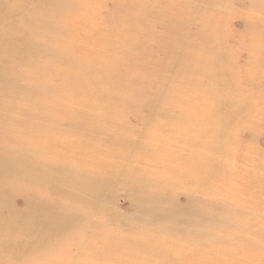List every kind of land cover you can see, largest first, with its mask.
<instances>
[{
	"label": "bare ground",
	"instance_id": "bare-ground-1",
	"mask_svg": "<svg viewBox=\"0 0 264 264\" xmlns=\"http://www.w3.org/2000/svg\"><path fill=\"white\" fill-rule=\"evenodd\" d=\"M98 1L0 0V264H77L78 260H55L56 256L66 253L60 244L69 243L82 255L90 254L92 251L87 249L88 245L75 236L92 235L102 243L107 239L100 238L97 233L104 232L108 233L111 242L103 247L99 245L105 250L104 254L101 257L91 254L93 257L88 264H159V260L165 258L174 261L190 254L197 255L190 264H264V157L259 159L257 156L245 164L246 171L259 175V179L249 183L257 187L252 199L245 197L247 190L220 186L218 173L225 179L235 176L227 171V166L213 170L201 167L196 175L186 169L170 176L167 172L174 162L164 158L156 163L157 170L153 174L141 164L130 166L122 156L124 149L138 150L135 148L138 139L129 133V123L112 125L111 132L103 133L98 127L101 118L83 115L71 118V114L60 109L58 103L51 105L46 100L51 97L56 101L68 100L72 97L70 92L83 97L90 88L98 92L101 84H107L109 86L99 95L109 97L105 103L111 98L118 99V94L122 93L126 101L141 99L132 106L145 111L143 116L146 118H159L164 125L166 121L161 119L167 112H173L184 125L191 127L180 130L178 136L183 135V140L186 138L187 141L181 149L177 147L178 151L192 149L211 159L217 155L221 157L223 151L219 140L212 151L206 142L198 140L211 132L225 140V146L239 145V142L243 145L245 141L242 139L246 137L264 144V119L255 129L244 131L243 136L229 132L233 121L249 117L250 101L244 93L264 98V87L245 78L243 83H226L230 79L236 80L230 78V70L225 66L229 57L223 47L218 49L210 42L206 46L218 55L222 52L224 61V69L212 72L217 82L212 93L216 96L218 108L190 119L187 115L197 112L179 106L181 102H168L172 97L170 89L176 87L178 81L174 79L172 84V80L166 78L169 72L165 59L170 52L179 56L187 47L192 48L191 41L213 38L210 35L212 29L227 21L213 17L210 27L201 30L199 24L202 25V21L197 19L196 13L213 10L217 0H107L105 4H98ZM233 1L234 4L237 1L240 7H236L238 22L256 38L264 39V0ZM255 7L258 13L249 23L250 16L246 11ZM103 8H109L104 17ZM74 10L88 12V16L73 15L78 18L80 27L86 17H102L105 25L100 27L97 36L111 31L116 24L122 31L117 36L138 33V24L153 29L154 25L156 28L161 25L167 31V39L159 47V57L152 63L153 70H149L146 88H142L144 92L133 89L142 87L143 82L134 80L129 83L124 72L116 80L100 75L105 68H112L114 74L119 73L109 62L107 54L100 57L83 54L84 58L73 55L83 51L82 43L91 38L89 34L75 39L59 34L63 29L76 26L67 21ZM190 17L195 20L190 21ZM231 18L233 16L229 15L228 20ZM204 21L207 24L206 16ZM185 30L190 35L189 40L183 38ZM154 34L157 38L155 31ZM142 48L145 46L140 50ZM130 52H134L133 44L129 45ZM256 52V63L263 64L264 50L260 48ZM186 60L183 55L180 65L185 66L181 67L179 62L170 65L172 73L205 69ZM245 63L249 64L250 60ZM94 72L97 74L92 78L90 74ZM85 77L93 79L90 86H84ZM190 87L191 95L184 94L180 100L192 96L195 91ZM195 89L198 90L196 86ZM57 111L59 114H55ZM139 121V124L146 123L142 122L143 119ZM131 127L137 135H142L138 133L140 130ZM53 131H58L59 137L51 138L49 135ZM107 134L110 141L103 143L100 151L109 155L105 156V161L92 163L89 170L82 168V160L75 156V152H59L67 137L98 138ZM191 135L196 137L195 140H191ZM44 137L46 143L40 142ZM175 142L178 146L181 143L178 139ZM154 143L164 145L163 140ZM73 148L75 145L69 147ZM140 156L144 157V153ZM232 156L236 157L235 154ZM243 156L239 153L237 158ZM193 160H199L198 156ZM183 179L189 187L172 193L167 191L168 185H178ZM196 183L199 185L193 188ZM29 186L35 190L27 191ZM120 193L125 195V207L115 203ZM110 225H117L120 229L111 231L108 229ZM163 228L169 232L165 238L149 236L139 240L129 237V233L144 229L159 231ZM189 235H194L196 240L192 246L164 251L167 244ZM139 244L150 250L143 255V261L137 250ZM133 249L135 253L130 257L129 252ZM27 257L38 260L30 261ZM105 257H111L112 262Z\"/></svg>",
	"mask_w": 264,
	"mask_h": 264
},
{
	"label": "rangeland",
	"instance_id": "rangeland-1",
	"mask_svg": "<svg viewBox=\"0 0 264 264\" xmlns=\"http://www.w3.org/2000/svg\"><path fill=\"white\" fill-rule=\"evenodd\" d=\"M106 1L107 0H100L98 1V4H105ZM214 5L215 7L213 10H203L196 13L197 19L202 21V25L201 22L199 24L200 28H202L201 30H205L206 26L208 28L210 27L209 24L213 17L216 19L219 18L227 21L223 23L222 26L212 29V33L210 35H212L213 38L211 40H207L206 38H204V40L197 39V41H191L192 48L187 47V49H185L184 52L179 56H176L173 52H170L167 55L168 58L165 59L168 62L169 72V77L166 78H169V81L172 80V84L174 83V79L178 81L177 86L170 89L172 97H168V102H181L180 104H178L179 106L188 107L189 112H192V110L197 112V114H188L187 117H189L190 119L197 118L200 113L211 112L218 108L216 104V96L214 93H212V88L217 85L212 72L219 68L224 69V61L221 58L222 52L218 55V52L207 49L206 46L208 42L212 43L218 49L223 47L224 51H226L228 54L229 59L226 61L225 66H227L230 70V78H234L236 81L230 79L226 81V83H243V79L245 78L257 85L264 87V63H256V50L260 48L264 50V39L260 37L256 38L251 31L246 29L245 25H243L241 22H238L239 20L236 19V7L237 9H239L240 7L237 1H235L234 4L233 0H217ZM223 6L224 8L222 9ZM218 8H220L221 10H217ZM108 9L103 8L101 10L102 12H104L103 17L107 14L106 11ZM111 10L114 11L115 8L111 7ZM246 13L247 16H250V23L255 18V14L258 13L257 7H255L254 9L248 8ZM75 14L88 16V12L79 13L76 10L72 11L67 17V21L75 23L76 26L70 29H63V31L59 34L63 33L65 36L73 39L81 35L83 36L85 34H89L91 38L86 39V41L82 43L81 49H83V51H77L76 53H73V55L79 58H84L86 56H84L83 54L88 55L89 53H91L97 55V57L107 54L109 62L119 73L114 74L112 73V68H105L100 73L101 76L116 80L124 72L125 79H129V83L133 82L134 80H141V83L143 82L144 85L142 87H136L133 89L142 90L143 87L146 88V83L148 82V78L150 76L149 70L152 67L153 61L158 59L159 57V47L166 41L168 36L167 31L161 28V25H158L157 28L156 25H154L155 27L153 29L149 25L138 24V33L128 32L123 33V36H117L122 31L118 27L119 24H116L117 26L115 25V27L112 28L111 31H104V35L97 36V32L100 30V27L105 25L101 20L102 17L100 18L99 15L95 18L86 17L82 20L83 23L80 27V24H78V18L73 16ZM229 15H232L233 18L228 20ZM205 16L207 18V24L204 21ZM189 20L194 21L195 18L190 17ZM154 31L158 35L157 38L155 37ZM183 38L187 40L190 39V35L187 30L183 31ZM113 42L118 43L113 44ZM132 44L134 45V52L129 53V45ZM143 45L145 46V48H142L140 50L141 46ZM183 55L186 57L187 63H191L192 65H200L201 67H205V69H202L201 72L185 71L184 73L179 74L172 73V70L169 68V66L173 65L174 63L178 64V62L180 65ZM247 60H250L249 64L245 63ZM180 66L182 67L185 65ZM151 70H153V68H151ZM96 74L97 72H94L90 74V76H92L93 78ZM92 78L89 79L85 77L82 81L84 82V86H90L93 82ZM189 85L193 87L195 92L190 98L180 100V98L184 94H187L188 96L191 95V87ZM108 86L109 85L107 84H101L98 92H96L95 89L90 88L86 92V95L83 97H79L74 92H70L72 94V97L68 100L56 101L52 97L46 100L49 101L51 105H55L56 103H58L60 105V109H63L71 114L69 116L71 118L82 115L83 117L88 116L89 118H101L102 121L100 122L98 127L99 130L103 133L111 132L112 125L119 126L125 123H129V133H131L136 140L138 139L139 145V147L137 144L135 145V148H138V150L135 152L125 149L122 151L123 158L128 160L130 166L141 164L144 167L148 168L149 171L152 170L151 173L154 174L157 170V167H155V165L158 161H161L164 158L171 159V161L174 162V165H171L168 169L167 173L170 176H173L179 171L186 169H189L191 174L196 175L198 173V169H200L201 167H206L213 170L215 168L219 169V167L227 166V171L230 173H235V176L231 179H225L222 178L223 176L218 173L217 176L219 177L220 186L225 189H229V186H232L236 190H247L248 193L245 194V197L250 199L254 198V193L257 190V187L253 185L250 186L249 183L253 182V180L255 179H259V175L246 171L245 164L253 159H257V156L259 159H262L264 157V144H261L258 140H250V138L247 139L246 137L245 140L242 139V141H245V144L243 145H241V142H239V145L232 144L230 146H225L223 145L225 140L219 138L217 134L215 137L211 132L203 137H199L198 140L200 142H206L207 148L211 151L212 149H214V145L219 140L221 151H223L221 157L217 155L214 157V159H211L206 154L202 156V154L197 153L192 149L189 151H178L177 147L181 149V147L187 141L186 138L183 140V135L178 136L180 130H187L191 127L184 125L176 113L167 112L165 118L161 119L163 121H166V123L163 125V122H159V118H146V116H143L144 114H146L145 111H142L141 109L137 110L132 106L133 102L141 101V99L139 98H133L134 100L129 99V101H126L125 98H122V96L125 95H123L122 93H117L120 96L118 99L111 98L110 101L105 103V101L108 100L109 97L101 98L99 97V95L103 93ZM195 86L198 88V90L195 89ZM59 92H62V90H60ZM104 94L109 95L107 92H105ZM252 94L253 93H244L246 99L250 101L248 102L249 117L246 119H237L236 121H233V123L229 127V132L233 135H238L239 133L243 136L245 134L243 133L244 131L255 129L258 126L259 122L264 119V98ZM133 109L135 111H133ZM55 114H59V112L57 111ZM61 115L64 116L63 113ZM140 119H143L142 122L146 123L139 124ZM254 119L256 120L254 121ZM108 120L111 122V125H109ZM131 126H134L136 130H140V132L138 133L142 135H137L132 130ZM129 133L126 134L128 138ZM133 133L135 134L133 135ZM49 136L51 138H57L59 137V133L58 131H53ZM109 137V134L103 135L98 138L67 137L64 140V145L59 148V152H75V156L80 157V159L82 160V168L85 170H89L92 163H98L106 160L107 157L105 156H108L109 153L101 152L100 148L102 147L103 143H109ZM189 137H191V140H195L196 138L192 135ZM176 139L181 142L179 146L175 142ZM46 140L47 138L44 137L40 140V142L46 143ZM157 140H163L164 145H156L154 142ZM71 145H75V148L69 149ZM141 153H144V157L140 156ZM239 153L243 154L244 156L241 158H237ZM232 154H235L236 157H233ZM197 156L199 160L194 161L193 159L197 158ZM207 165L211 167H207ZM198 185L199 183L194 184L193 188ZM189 186L190 185L188 184V182L183 179L182 182L178 185H168L167 191L169 193H172ZM31 189L35 190L33 186H29L27 188V191ZM42 196H44L43 193ZM243 196L244 195H241L240 197L243 198ZM124 198L125 195L120 193V195L117 196L115 200L116 205L125 207L126 200ZM179 198L183 200L182 195H179ZM108 229L111 231L119 230L120 227L117 225H110L108 226ZM168 233L169 232H167L165 228L159 231H155L154 229H144L143 231H138L135 234L129 233V237H136L139 240L140 238H146L149 236L165 238L167 237ZM97 234L100 238L104 237L105 239H107V241H104L107 243H100L99 240H97L92 235L89 236L85 234V236H82L81 234H78L75 237H77L81 243L87 244V249L92 252L90 254L87 253L82 255L74 246L70 245L69 243H62L60 244V247L63 248L66 253L56 256L55 260L61 262L78 260L77 264H88V260L93 257L90 256L91 254L101 257L104 254L105 250L100 249L98 246L102 245L103 247L105 244H110L111 239L108 236L107 232ZM114 241L116 242V239ZM195 241L196 240L194 238V235H189L180 240L177 239L175 243L167 244L164 251L168 252L170 251V248L175 250L178 248L181 249L193 244ZM81 248L84 250L83 247ZM137 250H139V253L142 255V257H140V260L142 261L144 260L143 255H146V252L150 251L148 247H143V244H139ZM131 253H135V250L133 249L132 252H129V256ZM196 256L197 255L195 254H190L174 261L170 258H165L163 259V261L159 260V264H190L197 259ZM105 258L107 259V261L112 262L111 257ZM27 260L36 261L38 260V258L27 257ZM45 264L50 263L46 262Z\"/></svg>",
	"mask_w": 264,
	"mask_h": 264
}]
</instances>
